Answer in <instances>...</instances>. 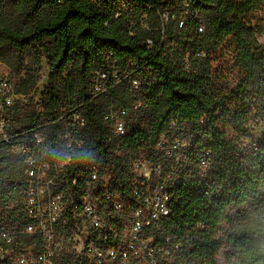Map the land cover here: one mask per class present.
Instances as JSON below:
<instances>
[{
	"label": "trees",
	"instance_id": "trees-1",
	"mask_svg": "<svg viewBox=\"0 0 264 264\" xmlns=\"http://www.w3.org/2000/svg\"><path fill=\"white\" fill-rule=\"evenodd\" d=\"M262 7L264 0H0V62L24 72L16 91L34 90L32 66L45 59V112L54 118L67 101L80 106L86 127L74 171L89 170L92 157L114 165L113 187L123 190L130 156L162 174L176 169L163 234L148 233L180 243L168 264H264V129L249 142L255 126L264 128V25L254 21ZM227 38L241 70L233 87L220 83L214 65ZM101 72L104 106L90 94ZM111 105L126 108L130 122L109 140L103 117ZM62 130L46 129L45 146L56 156ZM116 148L125 152L115 156ZM24 187L22 158L0 156V205L18 221Z\"/></svg>",
	"mask_w": 264,
	"mask_h": 264
},
{
	"label": "built area",
	"instance_id": "built-area-1",
	"mask_svg": "<svg viewBox=\"0 0 264 264\" xmlns=\"http://www.w3.org/2000/svg\"><path fill=\"white\" fill-rule=\"evenodd\" d=\"M106 79L104 72L97 74L93 96L106 92ZM15 83L7 75L0 78V156L22 158L25 187L17 202L20 221L0 205V264H168L180 243L162 244L148 233L163 234L170 213L167 189L176 169L162 174L160 166L130 156L123 190L113 187L114 165L103 166L92 157L89 170L74 171L86 127L80 106L62 107L50 118L39 94L34 100L35 88L19 93ZM131 84L136 89L139 82ZM129 122L126 108L109 106L103 117L109 140L124 135ZM55 123L63 127L57 156L45 146L46 129ZM163 143L161 137L156 149ZM124 152L116 148L114 155ZM207 165L202 156L201 175ZM71 235L80 246L68 251L65 238Z\"/></svg>",
	"mask_w": 264,
	"mask_h": 264
},
{
	"label": "rangeland",
	"instance_id": "rangeland-1",
	"mask_svg": "<svg viewBox=\"0 0 264 264\" xmlns=\"http://www.w3.org/2000/svg\"><path fill=\"white\" fill-rule=\"evenodd\" d=\"M2 10H0L1 14ZM162 25L161 28L165 27L167 25V14L166 12L163 13L162 16ZM255 22L259 23L260 25H264V7H262L260 10L255 12ZM258 44L261 47H264V34L260 35L258 37ZM236 54L237 51L235 49V46L232 44L231 39L227 38L223 41L221 47L216 52L215 62L214 65L216 68L222 71L223 78L220 80V83L223 86L227 87H233L241 73L240 67L236 62ZM34 69L33 74L35 76V84H34V100L38 98V94L43 89L45 83H46V76H47V70H46V60L42 59L41 63L39 65L32 66ZM24 72H21L20 74L11 72L10 68L0 62V78L5 77L6 75L10 78H13L17 80L18 78L23 77ZM119 83V81H116ZM91 96L93 94V91L90 92ZM98 96L94 95L93 99L94 102L97 104H100L101 106H104L105 103L102 101L103 99L97 98ZM96 98V99H95ZM70 102H65L63 104V107L68 108ZM71 108V107H70ZM262 124H259L254 127L253 133L251 138L249 139L250 143H255L257 140H259L262 136ZM84 137H87V134L84 135ZM229 137H234V135L230 132ZM94 160H96L94 158ZM65 242L67 244L68 251H71L72 249H75L76 247L80 246V241L77 239L76 235H71L70 237L65 238Z\"/></svg>",
	"mask_w": 264,
	"mask_h": 264
}]
</instances>
